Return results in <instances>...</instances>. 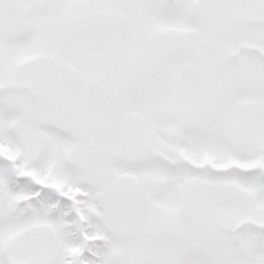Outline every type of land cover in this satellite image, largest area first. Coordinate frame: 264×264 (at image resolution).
<instances>
[{
  "label": "snow or ice",
  "instance_id": "6c2138e0",
  "mask_svg": "<svg viewBox=\"0 0 264 264\" xmlns=\"http://www.w3.org/2000/svg\"><path fill=\"white\" fill-rule=\"evenodd\" d=\"M0 264H264V0H0Z\"/></svg>",
  "mask_w": 264,
  "mask_h": 264
}]
</instances>
